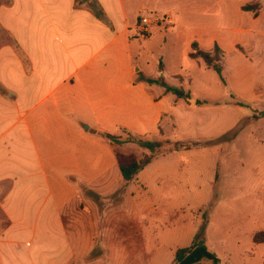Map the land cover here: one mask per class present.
<instances>
[{"label": "crops", "instance_id": "1", "mask_svg": "<svg viewBox=\"0 0 264 264\" xmlns=\"http://www.w3.org/2000/svg\"><path fill=\"white\" fill-rule=\"evenodd\" d=\"M83 1H0V264H142L139 247L121 242L126 239L122 227L110 234L111 228L101 224L78 226L66 208L74 198L75 177L92 187L105 182L109 171L121 174L100 132L114 135L124 129L142 139L157 138L167 133L171 114L177 109L180 115L187 113L182 99L146 82L163 76L181 87L185 80L178 82L171 74L168 80L161 61L163 72L157 77L138 66L144 45H151L161 30L149 38L133 32L137 34L136 21L144 12L166 16L171 26L164 31V44L182 27L179 16L198 11L193 3L167 8L163 3L169 0ZM251 1L211 0L220 4L214 15L207 11L211 17H227L230 7L236 20L203 30L188 25L185 53L191 58L194 43L207 52L218 45L226 63L228 55L235 57L234 74L226 77L236 99L264 107V86L257 84L259 77L264 79V0L258 16L242 10ZM99 11L105 20L96 16ZM196 97L199 105L204 103L196 109L210 106L211 101ZM243 103L229 107L242 110ZM239 121L217 136L208 123L209 130L197 141L212 142ZM229 150L219 153L231 157ZM239 162L245 166V160ZM90 171L98 173L96 179H90ZM223 172L219 159L216 180ZM260 194L255 199L264 204V190ZM262 231L264 226L250 234ZM108 235L112 242L107 243ZM253 242L264 251V243Z\"/></svg>", "mask_w": 264, "mask_h": 264}, {"label": "rangeland", "instance_id": "2", "mask_svg": "<svg viewBox=\"0 0 264 264\" xmlns=\"http://www.w3.org/2000/svg\"><path fill=\"white\" fill-rule=\"evenodd\" d=\"M0 1L3 4L10 2ZM175 3H193L198 13L194 16H177L182 27L175 36L169 35L164 44L162 37L171 26L169 19L151 12L138 16L136 24L139 26L141 16L160 21L159 26L150 27L146 38L152 36L155 30H161V33L157 31L154 34L151 45H144L145 52L138 66L144 68L148 76L157 77L162 75L159 74L161 61L168 80H172L171 75L178 82L185 80L181 87L187 92L188 89L192 90L189 98L182 99L187 113L180 115L177 109L171 114L169 124L165 125L167 133L159 134L157 138H143L166 144L154 154L152 164L133 181L126 182L118 170L109 171L105 182L99 185L96 181L92 187H88L86 182H78L75 177L74 198L66 212L76 215L75 223L78 226L92 228L101 224L111 228L110 234L122 227L126 239L122 238L121 242L132 245L134 250L135 246L139 247L137 254L142 264H174L176 252L189 247L201 232L205 234L209 250L220 259V264H264V251L256 249L253 242L255 234L259 232L250 234L264 226V204L255 199L259 195L262 197L260 192L264 190V119H254L264 112V107L259 103L245 104L237 100L235 93L229 89L227 77L232 78L234 74V56L228 55L227 63L226 57L223 58L225 82H222L202 59L194 61L185 53L188 25L202 30L218 24L226 26L233 22V18L236 20L235 12L229 7L225 11L227 17L223 16L220 20L211 17L207 11L212 9L211 14L214 15L220 8V4L211 0H169L163 5L171 8ZM225 5L228 4H224V8H227ZM242 8L258 16L262 9L261 0L245 2ZM135 33L136 30L133 35L140 37L139 28ZM171 38H174L173 42ZM256 47L259 49V43ZM263 82L264 79L259 77L258 87H263ZM196 95L211 101L210 106L204 110L196 109L204 104H198ZM171 97L175 95L171 94ZM218 97V101L213 100ZM230 103H243L246 107L242 110L231 109ZM238 118L240 121L236 127L216 140L197 141L198 136L202 137L209 130L208 123L212 124L213 134L217 136L223 134ZM108 134L100 132V139L106 143L108 152L115 156L119 170L120 163L128 164L151 155L150 151L134 143H112L106 137ZM236 135H240L239 139ZM114 136L121 137L123 141L130 138L124 129ZM168 141L171 143L168 144ZM177 142L192 144L197 149L193 147L192 150L174 152L173 144ZM212 144L215 145L208 149L200 148ZM220 149H230L232 156L221 155ZM232 158L235 162L228 164ZM219 159L224 174L216 180ZM239 160H245V166ZM97 175V172L90 171V179H96ZM227 183L231 186L227 187ZM125 218V222L120 221ZM111 238L107 236V243L112 242ZM201 264L213 263L204 261Z\"/></svg>", "mask_w": 264, "mask_h": 264}, {"label": "trees", "instance_id": "3", "mask_svg": "<svg viewBox=\"0 0 264 264\" xmlns=\"http://www.w3.org/2000/svg\"><path fill=\"white\" fill-rule=\"evenodd\" d=\"M80 2L81 0H77ZM86 1V0H85ZM82 2H84L82 0ZM80 2V3H82ZM246 9V8H245ZM96 16L105 20L104 14L99 11L96 12ZM192 59H202L206 65L216 72L221 81L225 82L224 71L225 67L223 64L224 52L222 49L215 45L213 52H207L200 49L198 43L193 44V52L190 54ZM160 73L163 72V66L160 64ZM146 82L150 85H158L165 89L167 93L175 95L179 99H186L190 97V93L187 92L183 87L173 86L166 82L165 77H159L158 79H146ZM264 117V112L254 119H260ZM130 137L127 141H123L121 137H116L114 135H106V137L112 142L118 145L124 143H134L139 145L141 148H144L150 151L151 155L146 156L142 160L133 161L131 163H120V171L123 179L126 182L133 181L138 174L143 171L148 165H150L154 160V154L163 149L165 142L155 141V140H145L140 137L135 136L132 133H128ZM168 144L171 142L168 141ZM197 144V143H196ZM196 148L192 144H186L177 142L173 144V151L178 152L182 149L191 150ZM255 243H264V232L256 233L254 236ZM204 261L212 262L213 264H220V259L217 255L209 250L206 245V237L203 232L197 234L194 238V241L189 247L179 249L175 254L174 264H201Z\"/></svg>", "mask_w": 264, "mask_h": 264}, {"label": "built area", "instance_id": "4", "mask_svg": "<svg viewBox=\"0 0 264 264\" xmlns=\"http://www.w3.org/2000/svg\"><path fill=\"white\" fill-rule=\"evenodd\" d=\"M159 22L160 21L157 20L156 18L143 17L142 20H141V25L139 27V32H140V35L139 36L141 38H146V36L149 33L150 27H152L153 25L159 26L160 25Z\"/></svg>", "mask_w": 264, "mask_h": 264}]
</instances>
